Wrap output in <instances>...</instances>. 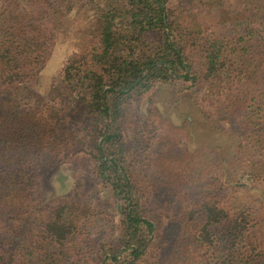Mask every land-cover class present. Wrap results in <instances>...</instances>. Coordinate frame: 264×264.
Masks as SVG:
<instances>
[{
	"label": "trees",
	"instance_id": "trees-1",
	"mask_svg": "<svg viewBox=\"0 0 264 264\" xmlns=\"http://www.w3.org/2000/svg\"><path fill=\"white\" fill-rule=\"evenodd\" d=\"M75 2L91 7L101 27L64 65L68 92L59 102H24L18 89L52 57L60 1L9 0L1 7L0 264H166L146 205L161 191L171 197L168 221L183 264H264V221L242 194L264 193V160L237 168L218 151H197L213 163L201 172L188 152L161 153L173 142L174 125L167 121L159 131L154 101L141 105L159 84L178 95L189 90L210 124L219 129L220 116L240 114L264 142V22H246L235 40L209 33L197 16L183 20L182 6L171 0ZM78 158L92 166L95 188L76 183L69 193L41 194L51 170ZM177 161L184 167L175 174ZM156 166L164 167L161 178L153 176ZM245 175L252 187L237 180ZM104 193L118 216L111 234L92 225L107 211L97 196Z\"/></svg>",
	"mask_w": 264,
	"mask_h": 264
},
{
	"label": "rangeland",
	"instance_id": "rangeland-1",
	"mask_svg": "<svg viewBox=\"0 0 264 264\" xmlns=\"http://www.w3.org/2000/svg\"><path fill=\"white\" fill-rule=\"evenodd\" d=\"M8 1L0 0V11L1 7H4ZM59 1L57 13L59 31L52 57L47 61L41 73L29 81L26 89L23 87L18 89V93L23 96L24 102L33 103L40 100L59 102L61 98L65 97L68 90L65 89L66 87L61 81L64 65L70 58L86 48L92 34L100 32L101 21L91 7L82 8L75 0ZM171 1L182 6L177 15L180 18L193 19L197 16L199 22L211 26V28L209 27V33L211 31L226 32L234 36L235 40L239 39L243 33L246 22H250L252 26L264 22V13L263 10H260V7L264 5V0H259V2L256 0H204V3L201 0ZM71 4L74 5V8L67 11ZM250 4L252 5L251 8L255 6L254 11L247 10V7L250 8ZM257 6L259 7L257 8ZM151 99L162 114L159 131L162 129L166 131L167 121H171L174 125L173 131L168 133L173 142L171 144L165 143L161 148V153L185 157L186 152H188L193 160L197 159L200 163L197 167L195 165V168L201 169V172H208V169L213 167V163L206 164L203 162L204 159L197 158V156L201 157L197 151H218L222 157L224 155L226 159L233 160L237 168L248 165L250 167L252 163L264 160V142L258 140L261 135L257 133L258 127L246 123V119H242L240 114L227 113L220 116L219 122L222 128L218 129L212 123L210 124L202 109L203 107L197 103L189 90L178 95L176 87L159 84L143 99L141 105L145 107ZM69 101V107L73 108L75 101L70 99ZM73 114H71L72 117ZM174 138H177V140H174ZM208 147H213V149ZM178 157L173 159L179 160ZM87 163V159L78 158L69 163L58 165L56 169L51 170L47 176L48 178L46 177L43 180L40 189L41 194L50 198L69 193L76 183L83 184L89 191L95 188L98 183L92 175V166L90 168ZM174 166H177V169H173V173L178 174L184 164L177 161L173 163ZM145 168L149 170L148 167ZM150 174H152V171H150ZM164 174L163 166L155 167L153 176L161 178ZM213 174L212 171L211 176ZM248 179L247 175L242 178L237 177V180L247 182L252 187V182ZM165 187L163 186L160 190H164ZM161 193L162 191L157 199L152 197L150 203L146 202V205L153 209L148 212L150 218L158 224L156 247H159L156 248V251L166 253V264H183L184 258L180 255L181 250L175 248L174 244L176 240L175 230L168 221V216L173 208L170 202L171 197L169 192H165L164 195H161ZM242 194L247 205L254 209L259 215V219L264 221V193L250 188V190L243 191ZM97 196L100 197V204L105 205L107 211L101 222L92 224L94 229H97L100 225L102 232H108L109 234L116 232L113 227H116L117 223H113L116 222L118 216L114 204L105 197L107 196L106 193H104V196L101 194ZM162 221L164 222L160 225Z\"/></svg>",
	"mask_w": 264,
	"mask_h": 264
}]
</instances>
